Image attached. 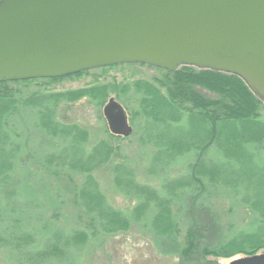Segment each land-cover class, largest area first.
I'll list each match as a JSON object with an SVG mask.
<instances>
[{"label": "trees", "instance_id": "16d2710c", "mask_svg": "<svg viewBox=\"0 0 264 264\" xmlns=\"http://www.w3.org/2000/svg\"><path fill=\"white\" fill-rule=\"evenodd\" d=\"M126 64L156 67L164 74L153 79L138 80L137 84L130 82L133 85L129 86L132 90L129 100L123 98L125 84L111 81L99 83L94 88L104 92L100 106L114 91L126 105L132 122L136 119L146 120L140 143L146 153L150 147L157 150L154 155H149L145 167L161 175L156 186H149V183L138 177L143 171L141 162L133 161L121 153V148L113 139H119L122 135L113 134L106 127L107 137L91 142L88 133L77 125H62L52 109V102L58 96L67 97V92L34 94L21 100L24 107L43 108L37 116H33L34 123L39 129L38 135L50 138L46 146L41 143L42 147L38 149L42 154L35 160L38 170L30 169L27 166L30 165L29 156H20L19 144L13 141L11 150L6 148L10 141L18 139L23 132L19 131L13 119L20 99L11 95L7 98L4 92L15 82L26 84L39 79L52 80L54 77L0 82V184H6L17 170L28 167L31 174L42 176V180L47 177L48 180L43 181L49 185L57 181V200H51L52 205L61 203L59 195L62 196L67 190V204L73 201L71 203L77 209L78 224L67 230L59 225L61 217L65 215L61 206L55 207L49 217L41 220L35 227V233L31 234L37 235V248L45 243L71 248L79 243L77 236L80 232L85 234L86 241L100 238L103 233L110 234L128 227L142 215L144 220L153 222L161 231L167 224L175 229L173 233L167 231L162 237L163 250L190 255L191 247L199 250V244L205 240V235L200 234L198 211L210 210L212 201L222 197L231 200V228L214 243L205 244L208 248L206 251L225 257L263 253L264 99L243 76L234 72L193 64H182L176 69L144 62L118 65ZM108 67L111 66L98 68ZM94 88L81 94H90ZM202 89L214 95H207ZM64 133H67V141L62 144L58 138ZM212 149L216 150L215 156ZM35 150L31 149L34 153ZM179 166H184L188 170L187 174L171 177L172 170ZM102 169L110 172L113 184L119 191L125 192L131 200H137L132 211H124L108 202L96 177V172ZM77 175L81 176L79 182H76ZM63 181H67V188ZM17 192L14 188L6 196L14 197ZM186 201L192 204L188 213L192 222H188L185 236L190 239V244L181 248L177 235L182 233V227L187 224L181 218ZM177 206L179 209L175 212ZM151 215L154 218H150ZM4 221L10 222L17 231L22 228L24 219L6 218L0 213V222ZM7 232L8 228L5 233H0L1 246L21 249L30 242L35 243L34 239H23L25 235H19L13 229ZM31 259L34 257L28 260Z\"/></svg>", "mask_w": 264, "mask_h": 264}, {"label": "water", "instance_id": "95a60500", "mask_svg": "<svg viewBox=\"0 0 264 264\" xmlns=\"http://www.w3.org/2000/svg\"><path fill=\"white\" fill-rule=\"evenodd\" d=\"M130 62L234 72L264 99V0H0V82ZM104 115L113 134L134 132L115 97Z\"/></svg>", "mask_w": 264, "mask_h": 264}, {"label": "rangeland", "instance_id": "374dc122", "mask_svg": "<svg viewBox=\"0 0 264 264\" xmlns=\"http://www.w3.org/2000/svg\"><path fill=\"white\" fill-rule=\"evenodd\" d=\"M112 65H115V67ZM112 65H106L111 67L105 69L96 67L87 69L89 70L88 72L82 73L84 71L82 70L77 73L64 75V77L59 76L62 77L60 79L54 77L52 80L39 79L26 84L22 82L10 84L5 89L4 95L7 98L11 95L16 97V99H20L16 108V116L13 119L19 131L23 133L18 139H14L7 144V150H11L13 141L15 144H19L21 146L20 156H29L30 165L27 166L32 170H38L39 166L35 164V160L42 156L38 149L42 147L41 143H44V146H46L50 138H43L38 135L39 129L34 123L33 116H37L43 108L39 106L24 107L21 104V100L30 98L34 94L67 92V97L58 96L52 102V109L55 110V114L62 125L64 124L65 127L67 125H77L85 133H88L91 142L106 138V127L109 129V125L104 115V106L111 97H115L121 103L123 102L121 99H118L117 93L113 91L101 107L99 104L104 99V92L94 87L98 86L99 83L111 81L125 84L122 89L123 98L129 100L132 92L129 86L133 85L130 82L137 84L138 80L153 79L156 76H162L164 74V71L156 67L127 64L120 66L118 64ZM127 82L131 85H126ZM89 88H94L93 91H90V94H81V92H85ZM202 91L207 95H214L207 89H202ZM123 105L126 106L125 104ZM130 122L131 124L133 123L135 132L128 137L120 136L119 139H113V141L121 148V153L124 156L128 155L133 161L142 163L143 171L138 175L140 180L149 183V186H156L159 181L158 176L161 175L157 172L153 173L148 169L146 170L145 167L148 164L149 155H154V151L157 150L154 147H150V149L148 148L149 152L146 153L140 143V138L143 136L147 122L146 120L138 119L135 122H132L130 119ZM182 124L187 126L186 122ZM58 139L59 143H65L67 141V133H64ZM150 145L154 146V144ZM30 148H35L36 152L34 153ZM212 150L215 156L216 150ZM28 167L17 170L6 184H0V213L4 214L6 218L24 219L23 226L17 230L18 232L12 227L10 222H0V233H5L7 228L9 232L13 229L19 235L24 234L23 239H34L35 243L30 242V244L21 249L12 246H1L0 244V264H226L241 256H216L208 253V248L205 246V244L214 243L222 234L230 231L233 221L232 204L231 200L222 197L219 199L215 198L212 201L210 210L198 211V218H200L201 223L200 234L205 235V240L199 244L201 245L199 250L191 247L192 252L190 255H182L181 252H166L163 250L161 247L162 237L168 233L167 231L173 233L175 229H172L167 224V226L163 227L164 230L161 231L153 222L144 220L142 215L139 216V220L132 221L128 227L114 230L115 232L110 234L103 233L100 238H92L86 241L85 234L78 232L77 241L79 243L71 248L67 245L65 247L59 246L58 243V245L49 246L45 242L41 248H37V235L32 236L31 234L35 233V227L41 220L49 217L55 207L61 206L65 215L61 217L59 225H63L67 230L71 226L78 224L76 216L77 209L71 203L73 201L67 204V190L62 196L59 195L61 203L52 205L51 200H57L56 189L58 187L55 185L57 181H49L51 183L49 185L46 181H43L48 180L47 177L42 180V176L37 177L31 174V170ZM187 171L184 166L175 167L172 170L171 177L177 178L183 176L187 174ZM96 177L107 195L108 202L124 211H132L137 200H131L125 192L119 191L116 188L113 184L112 175L108 170L102 169L96 172ZM80 180L81 176L77 175L76 182ZM63 184L67 188V181H63ZM14 188L18 191L17 195L7 197V192ZM186 202V205L183 206V210L181 211V218H184L187 224H183L182 233L177 235V240L181 248L190 244V239L185 236L188 230V222H192L190 216H188V213L192 209V204L188 201ZM13 208H15V211L11 212ZM178 209L177 206L174 209L175 212ZM158 210H161V208H158ZM150 218H154V215H151ZM160 221L162 222L164 220ZM147 222L151 223L148 224ZM208 227L210 229H207ZM46 237L48 239V236ZM31 256L34 259L28 260Z\"/></svg>", "mask_w": 264, "mask_h": 264}, {"label": "flooded vegetation", "instance_id": "af4514ba", "mask_svg": "<svg viewBox=\"0 0 264 264\" xmlns=\"http://www.w3.org/2000/svg\"><path fill=\"white\" fill-rule=\"evenodd\" d=\"M133 127H134V125H133ZM134 131H135V127H134Z\"/></svg>", "mask_w": 264, "mask_h": 264}]
</instances>
